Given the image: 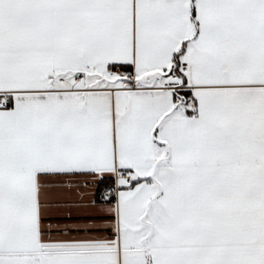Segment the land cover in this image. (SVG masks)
Returning <instances> with one entry per match:
<instances>
[{
    "label": "snow or ice",
    "instance_id": "6c2138e0",
    "mask_svg": "<svg viewBox=\"0 0 264 264\" xmlns=\"http://www.w3.org/2000/svg\"><path fill=\"white\" fill-rule=\"evenodd\" d=\"M0 264H264V0H0Z\"/></svg>",
    "mask_w": 264,
    "mask_h": 264
}]
</instances>
